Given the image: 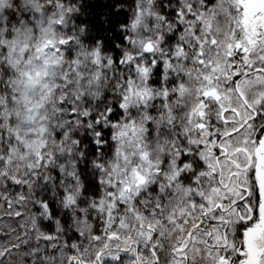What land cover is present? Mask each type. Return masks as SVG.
<instances>
[{
  "label": "snow or ice",
  "instance_id": "1",
  "mask_svg": "<svg viewBox=\"0 0 264 264\" xmlns=\"http://www.w3.org/2000/svg\"><path fill=\"white\" fill-rule=\"evenodd\" d=\"M0 209V264H264V0H0Z\"/></svg>",
  "mask_w": 264,
  "mask_h": 264
},
{
  "label": "rangeland",
  "instance_id": "2",
  "mask_svg": "<svg viewBox=\"0 0 264 264\" xmlns=\"http://www.w3.org/2000/svg\"><path fill=\"white\" fill-rule=\"evenodd\" d=\"M2 212L3 210L0 209V217H1L0 228H5L8 226L17 227L18 224H23L25 222L24 220H21L19 218H12V217L5 216L2 214ZM18 231L20 230L18 229Z\"/></svg>",
  "mask_w": 264,
  "mask_h": 264
},
{
  "label": "trees",
  "instance_id": "3",
  "mask_svg": "<svg viewBox=\"0 0 264 264\" xmlns=\"http://www.w3.org/2000/svg\"><path fill=\"white\" fill-rule=\"evenodd\" d=\"M0 220H1V217H0Z\"/></svg>",
  "mask_w": 264,
  "mask_h": 264
}]
</instances>
